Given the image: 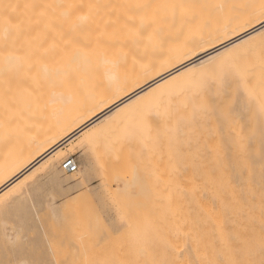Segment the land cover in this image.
<instances>
[{
	"label": "snow or ice",
	"instance_id": "6c2138e0",
	"mask_svg": "<svg viewBox=\"0 0 264 264\" xmlns=\"http://www.w3.org/2000/svg\"><path fill=\"white\" fill-rule=\"evenodd\" d=\"M13 7L25 12L13 17L7 12ZM212 10L227 23L224 35L209 31L208 44L251 28L248 39L189 70L198 79L188 103L174 108L171 95L141 97L135 126H125L116 141L144 142L153 131L162 133L169 148L164 176L154 169L142 175L143 161L135 155L110 159L116 149L103 126L85 133L77 160L61 163L70 175L37 169L13 180L18 167L0 168V264H264V0L0 5V149L11 154L17 148L34 110L97 100L104 84H86L79 74L92 65L100 38L156 48L178 16L182 29L204 31L215 19ZM126 58L122 53L110 61L109 87L119 83ZM224 124L232 127L226 154L215 131ZM97 177L103 191L94 194L89 184ZM150 179L188 196L193 219L170 230L130 228L142 207L136 192ZM210 193L205 207L199 198ZM207 221L216 226L201 252L200 226Z\"/></svg>",
	"mask_w": 264,
	"mask_h": 264
},
{
	"label": "bare ground",
	"instance_id": "6f19581e",
	"mask_svg": "<svg viewBox=\"0 0 264 264\" xmlns=\"http://www.w3.org/2000/svg\"><path fill=\"white\" fill-rule=\"evenodd\" d=\"M30 0H0V5H23ZM89 2V0H84ZM97 2V0H93ZM100 3H120L122 0H98ZM152 3H246L248 0H150ZM7 12L13 16H19L25 12L21 8H10ZM215 19L211 27L204 31L182 29L184 17L178 16L175 28L165 26L161 35V45L156 48L145 50L144 44H124L117 42L107 44L100 38L91 49L92 65L81 71L80 77L87 84L91 79L104 86L97 90V100L89 102L84 106L64 107L57 105L56 110L49 108L45 110H34L33 114L25 119L24 133L21 135L18 146L11 154H6L0 149V168L8 170L18 167V171L11 178L23 179L30 172L35 171L47 160L59 158L60 147L73 138L91 132L93 129L103 126V131L109 134L113 129L123 126H135L138 109L146 97L152 93L154 98L167 97L171 95V104L174 108L188 103L194 97L196 91V80L198 75L190 73V69L198 68L212 58L224 52L225 45L232 47L233 42L241 44L248 39L247 32L252 29L224 36L213 44H208L209 31L215 35H224V27L227 21L223 14L212 10ZM187 15V13L185 14ZM207 17H205L206 19ZM234 26V25H233ZM259 28V24L254 25ZM255 33H253L254 35ZM203 43L204 46L200 47ZM191 52V55L185 53ZM122 53L127 54L126 61L122 64L119 73V83L113 80L111 87L108 86V74L110 73V61L120 57ZM135 57V60L133 59ZM182 91L183 94H180ZM259 97H257L258 102ZM100 100L107 103L100 107L96 104ZM95 108V111H91ZM83 117V119H81ZM234 127V126H233ZM110 129V130H108ZM216 140L224 147V153L228 151V141L232 135V127L227 124L215 129ZM120 133V132H119ZM161 142L167 146L159 152ZM258 147V145H257ZM110 159L116 156L127 157L133 153L143 161L145 172L154 169L163 177L166 172L168 160L167 138L161 133L157 136L153 131L152 138L144 142L139 140L129 143H120ZM11 181H9L10 183ZM4 185L0 184V189ZM226 196L227 193H220ZM169 197L171 207H169ZM200 202L207 207V202L212 199L210 193L206 197H200ZM143 215L145 222L155 226L153 229L162 227L173 229L184 226L186 220L191 221L189 216V197L178 193L161 182L148 180L143 188L142 194ZM151 210V213H150ZM214 225L207 221L200 226L202 234L201 252L204 244L211 245ZM165 228V230H166Z\"/></svg>",
	"mask_w": 264,
	"mask_h": 264
},
{
	"label": "rangeland",
	"instance_id": "374dc122",
	"mask_svg": "<svg viewBox=\"0 0 264 264\" xmlns=\"http://www.w3.org/2000/svg\"><path fill=\"white\" fill-rule=\"evenodd\" d=\"M128 126V125H127ZM125 126L123 127H119L116 130H110L111 132L109 134H107L104 132L105 138L108 141V143L110 145L114 144L115 148H118L120 143H116V141L119 138V135L121 133V131L124 129ZM128 127H131L130 125ZM120 132V133H119ZM85 134L77 136L75 138H73L71 141L66 142L65 144H63L59 149H60V153L61 154L59 156V158L55 159V158H51L50 160H47L43 165H41L39 168L37 169H43L44 172H48L49 169L52 170L53 174H59L61 172H63L65 175H70V173H66L61 167V163L65 160H68L69 157H71V160H77L79 158V152H78V148L80 146V141L81 139L84 137ZM166 144L161 142V147L159 149V152L164 150L166 148ZM135 155L136 154H132ZM36 169V170H37ZM35 170V171H36ZM146 172L143 171L142 175H145ZM103 184H104V180L100 177H97L93 180L92 183L89 184V188H91L93 190V193H101L103 191ZM121 187L123 186L122 184L120 185ZM142 194H143V190H137L136 195H135V199L136 201L142 206L141 209L134 213L132 215V218L130 219L128 226L132 229H153L155 228V226L153 224H151L150 222H145V216L143 215L144 213V209H143V205L142 203ZM151 213V210H150ZM86 227V225H85ZM161 228L165 229L164 227L161 226ZM166 230H170V228H166Z\"/></svg>",
	"mask_w": 264,
	"mask_h": 264
},
{
	"label": "built area",
	"instance_id": "2783aa9c",
	"mask_svg": "<svg viewBox=\"0 0 264 264\" xmlns=\"http://www.w3.org/2000/svg\"><path fill=\"white\" fill-rule=\"evenodd\" d=\"M71 161H74V160H71ZM71 161H70V162H71ZM62 169H63L66 173H68V172H67V165H65V167L62 168Z\"/></svg>",
	"mask_w": 264,
	"mask_h": 264
}]
</instances>
